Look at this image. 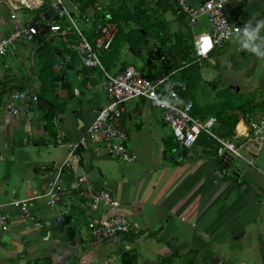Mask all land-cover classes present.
I'll use <instances>...</instances> for the list:
<instances>
[{
	"label": "crops",
	"instance_id": "crops-1",
	"mask_svg": "<svg viewBox=\"0 0 264 264\" xmlns=\"http://www.w3.org/2000/svg\"><path fill=\"white\" fill-rule=\"evenodd\" d=\"M63 1L68 5V0ZM71 1L83 14L89 10L94 13V23L96 16H102L99 6L107 5V0ZM187 1L198 6L203 0ZM244 1L231 0L226 5V15L241 28L252 17L264 19V0ZM110 3L112 7L123 4L126 8L140 5L149 24L165 28V45L161 43L162 37H146L149 50L143 53L145 58H154L150 51L158 47L166 50L177 36L187 38L190 44L200 35L195 27H184L175 0H110ZM92 4L98 8L90 9ZM149 4L156 9L150 10ZM71 9L76 12L74 7ZM151 11L155 12L154 18ZM45 13L38 14L39 19L24 12L16 13L13 20L0 0V39L31 18L42 21ZM94 23L84 26L86 36L93 35ZM206 27L209 28L208 24ZM130 28L136 29V23H131ZM66 32L68 41L75 42L74 31ZM49 37L61 42L59 48L53 47L61 56L52 66V73L58 74L56 67L66 65L62 63L63 56L70 54V48L65 47L60 33L46 31L28 44H17L6 58H0L3 91L20 88L41 95L38 92L42 87L40 62L45 56L40 55L43 51L40 44ZM232 40L231 50L244 55L246 52L239 49L236 39ZM129 47L127 43L120 44L118 53L123 54L124 48ZM129 51L136 54L131 47ZM127 65L123 63L120 70ZM254 65L255 60L246 58L243 65L233 67L246 73ZM98 73L96 69L85 70L75 63L73 68L63 69L59 81L41 76L44 98L53 105L63 106L56 107L49 129L45 128L43 112L36 104L12 115L2 111L3 97L0 96V157L3 158L0 160V214L6 215L9 222V230L0 233V264H122L124 254L133 258L134 264H162L170 258L172 264H184L186 258L196 259L197 264H264V185H260L261 179L256 174L264 177L257 165V162L264 165V149L254 159V167L242 161L240 165L231 162V172L223 179H216L214 172L221 167L220 159L211 158L197 144L194 147L199 151L194 153L190 149L182 153L180 145L181 151L176 148L172 153L170 150L174 147L169 152L163 150L166 148L163 130H169L154 112L155 108L149 103L151 111L145 114L143 107L129 103L120 122L128 130V148L134 161L127 163L106 155L98 136L90 141L89 150L81 152L80 161H71L69 166L58 170L67 159L68 150L51 147L50 143L56 135L68 141L86 136L95 113L106 105L103 91L93 86L99 82ZM87 84H92V88L87 89ZM130 113L136 117L129 116ZM138 118H145L144 125L133 123ZM170 154L172 166L169 167L165 161ZM179 156L187 158L182 161ZM79 173L87 178V197L69 208L67 222L57 224L55 211L47 205V193L56 176L63 187H68ZM226 177L231 181L222 182ZM99 191L108 192L119 207L109 209L100 205L91 211L90 195ZM26 199H30L29 208L41 227L27 221L11 205L14 200ZM116 214L131 221L132 234L111 241L91 234V220Z\"/></svg>",
	"mask_w": 264,
	"mask_h": 264
},
{
	"label": "built area",
	"instance_id": "built-area-1",
	"mask_svg": "<svg viewBox=\"0 0 264 264\" xmlns=\"http://www.w3.org/2000/svg\"><path fill=\"white\" fill-rule=\"evenodd\" d=\"M29 0H27L28 2ZM231 0H203L198 6H192L187 0H175L177 14L186 22L190 28L197 24L199 18H205L209 31L201 33L192 42L194 52L190 61H182L180 67L170 73L161 72L157 77L151 78L142 74L132 65L125 66L117 73H108L99 58V53L109 52L113 44L117 26L110 21H95L92 29V37L89 39L76 26L71 12L63 0H35L36 3L26 4L21 0H2L10 11L11 19H16L19 10H40L44 5L48 11L42 21L32 18L24 26L13 29L0 39V58H6L8 54L16 49L17 44H28L37 36L48 31L60 33L65 47L70 48L78 59L81 67L96 69L101 72V79L95 87H99L106 98V105L100 108L87 129L86 136L76 141H68L62 135H56L50 143L51 147L65 148L68 150L67 159L58 169L69 166L71 161H80L81 152L90 149V141L96 140L98 136L104 142L103 151L108 156L123 162L134 161V155L128 148V134L123 131L117 122L126 113L125 105L134 98L147 100L150 105L161 111L163 122L167 126L173 139L182 149L188 150L197 144L201 137L212 140L215 145V156L220 159L221 167L216 169V179L227 176L229 164L234 159L254 167V159L264 149V115L245 114L243 116L242 129L237 127L233 130L231 137L226 138L216 131L218 120L214 116L201 119L193 114L194 103L192 99H182L181 94L187 90L186 82L179 81L181 70L191 63H200L208 59L210 53L220 49L225 43L235 38V28L239 27L237 22L229 19L226 15V5ZM240 2L244 0H238ZM251 1V0H249ZM68 5L74 7L76 12L82 15L79 8L71 0ZM67 20L74 28L75 42L70 43L66 38V29L55 23L54 19ZM205 41L209 46L205 48ZM164 57L160 58L163 61ZM71 62V54L63 56V64ZM61 65L56 71L61 70ZM92 84H87L91 89ZM0 84V96L3 99L1 109L3 112L15 115L30 105L37 104L38 97L27 89L13 88L3 91ZM3 89V90H2ZM2 94V95H1ZM78 95V90L74 89ZM264 99V94L262 95ZM0 160L3 158L0 157ZM88 182L84 174H80L69 184L63 187L56 176L50 190L47 193V205L55 211V222L63 224L69 208L82 198L87 197ZM90 210H96L100 205L109 209H116L119 203L106 191H99L90 195ZM30 199L14 200L11 205L29 222L41 227L38 218L29 208ZM9 230L8 218L0 214V233ZM91 234L102 240H114L125 237L134 232L131 221L124 215L116 214L94 218L90 222Z\"/></svg>",
	"mask_w": 264,
	"mask_h": 264
},
{
	"label": "rangeland",
	"instance_id": "rangeland-1",
	"mask_svg": "<svg viewBox=\"0 0 264 264\" xmlns=\"http://www.w3.org/2000/svg\"><path fill=\"white\" fill-rule=\"evenodd\" d=\"M244 2H248V1L245 0ZM66 6L69 9V11L71 12V16H72L76 26L79 28L80 31L83 32L85 25L90 26L91 23H94L92 18L95 17V15L90 10L87 11L86 14H83V12L81 11L82 15H80V14L72 11L70 6H68V5H66ZM89 6H90V9L93 8L94 10H96L98 8V7L97 8L93 7L94 6L93 4L89 5ZM149 7L148 8L150 10L156 9V7L152 4H149ZM110 8H115V6L114 7L111 6L110 0H107V5H105V7L99 6L98 11L101 13V15H104L105 21H109V16L107 15V13H108ZM22 12L27 13V15H33V16L36 15V18L39 19V17H38L39 12L38 11L22 10L21 12H17V14L18 13L21 14ZM154 13H155L154 11L153 12L151 11V13H150L152 18H154ZM227 17L229 19H231L229 17V15H227ZM93 19H95V18H93ZM183 24H184V27H188L186 25L185 21ZM207 24L208 23H207L206 19L202 17V18H199L197 20V25H195L193 27H195L196 30L198 31V33L201 34V33L209 31V28L207 29V27H206ZM60 25L62 27L65 26V28H66V30H68V32L73 33V31H74L73 25L70 24L67 20L64 19V20L60 21ZM188 28H190V27H188ZM127 32H128L127 28L121 27L120 32L117 34V39H118V41H120L119 44H123L122 39L125 37ZM49 38L50 39H46V41L45 40L42 41V42H44L43 43L44 48H43V51L41 53L44 56H46V53L49 54L53 47L59 48V46L61 44L60 39L51 38V37H49ZM232 43H233V40L231 39V41H228L227 43H225L222 48L215 49L212 53H210L208 59L204 60V62L202 63V67L200 69L201 81L199 83V87H198L196 97L194 98V102L202 110H205L206 108H209L212 106L215 107L216 109H218L219 106L223 102L228 101V100L231 101L235 106L241 102H245L248 100L253 101V103H255V104H260V102L262 100V94L264 93V61L257 60V58L252 56L251 54L245 53L244 55L243 54L241 55L240 53H238V51H236L234 49L231 50ZM138 47L142 51H143V48H145L142 43H139ZM129 48H124L123 54H120L118 52H116V53H114V52H112V53L111 52L99 53L100 61L108 73L114 74V73L119 72L123 63H126V64L128 63L129 65L134 66L137 70H139L142 74H144L146 76H150V75H153L156 72H158L159 62L156 58H149V57L145 58V55L143 54L144 52H142V51L139 52L138 49H136V51H135L136 54H135V53H132L131 51H129ZM246 58H250L251 62L255 60V65L250 67L246 73H245V71H238V70L236 71V69L233 66L236 65V67H239V66L243 65V62ZM36 61H37V59L35 58L34 62H36ZM148 61H150L149 64L147 63ZM28 65L30 67L29 62H28ZM96 71H97V73L99 72L98 70H96ZM98 74H100L98 76V80H100L102 74H101V72H99ZM226 91L228 92V96L223 93ZM129 103H131L133 105H137L138 108L143 107V109L145 110V114H147V111L150 110L149 102L145 99L134 98V99L128 101L126 104H129ZM155 110L156 111H154V112H157V114H159L160 117L162 118L161 111L158 109H155ZM230 112H233L235 115L238 116V118H239L238 129L241 130L242 125H243L244 113H242V111H240L237 108H234V110H232ZM130 115L133 117H136L135 114L133 115L130 113L129 116ZM132 121H133V123L144 125L145 118H142V119L138 118L137 120L133 119ZM162 121H163V118H162ZM117 124L119 125V127L123 131L128 133L127 128L124 127L120 121L117 122ZM163 131L165 132L164 133V137H165L164 144H165L166 139L170 137V135H169L170 133L167 131V129H164ZM166 142H167V148H163V150L166 149L169 152V149L172 147V144L169 143V140ZM100 143H101V146H104L103 141H100ZM128 144H129V142H128ZM194 146H196V145H194ZM199 146L201 147V149H199V150H202V152L207 151V154H209L211 158H212V156H215V154H214L215 153L214 152L215 147L206 148L200 144H199ZM193 147H191L192 149L190 148V151H189L190 153H194V152L199 151L196 147H194V148ZM202 148L206 149V151H204ZM178 149H180V148L178 147ZM173 150L171 151L172 153H173ZM180 151H181V149H180ZM180 151H179V153H180ZM186 158H187V156H186ZM186 158L179 156L178 159L185 161ZM166 159L167 160L165 161V164H167L169 167L172 166L171 165L172 162L170 161L172 159V155L170 154L169 156H166ZM232 164L233 165H240V162L238 159H234V160H232ZM257 165H258L259 169H261L264 172V165H262L261 163H258V162H257ZM256 174L261 179L260 185L262 184V186H263L264 185V177L259 173H256ZM230 176H231V174L229 175V177ZM224 181L226 182V181H231V180L227 179V177H226L225 180H223L222 182H224ZM228 247H229V245H228ZM224 248H225V251H227L226 245L224 246Z\"/></svg>",
	"mask_w": 264,
	"mask_h": 264
},
{
	"label": "trees",
	"instance_id": "trees-1",
	"mask_svg": "<svg viewBox=\"0 0 264 264\" xmlns=\"http://www.w3.org/2000/svg\"><path fill=\"white\" fill-rule=\"evenodd\" d=\"M48 6L44 5L40 10H35L38 12H46L48 11ZM39 13V14H40ZM107 15L109 16V21L113 22L117 26V32L113 41V44L111 46V50L109 52H118L119 51V42L117 39V34L120 32L121 27L122 28H128V32L125 35V37L122 39L123 43H127L132 50L135 52L136 49H138L139 52L142 50L138 47L139 43H142L145 48H143L144 53L148 52V48L146 46V37H150L152 39L160 38L162 37L161 43L162 45L166 44L165 41V28L160 27L156 24H149V21L145 19V11L139 6H135L134 4L131 6V8H126L123 4L115 7L110 8ZM36 17V15H35ZM97 21L104 20V15L96 16ZM37 21V19H35ZM55 23H59V19H54ZM136 23L137 28L131 29L130 24ZM159 23V22H156ZM60 24V23H59ZM155 27V28H154ZM92 36V35H91ZM91 36H87L89 39H91ZM174 42L166 48V50L162 49L161 47H158L156 51H150L151 57H154L159 62V71L154 76H149L151 78L157 77L161 72L164 73H170L173 70H176L180 67V63L182 61H190V57L194 52L192 43L188 44L187 38H181V37H175ZM44 43V42H43ZM40 44L41 49L44 48V44ZM71 54V62L66 64L64 67L62 66L60 72L58 74L52 73V66L55 64L56 59L61 56V53H58V49H53L50 51L49 55L47 57L45 56L40 64H41V75L39 77V81L42 85V87L38 90V92L41 93L37 95L38 101L36 106L38 109L43 112V120L45 122V128L49 129L52 124L53 117L55 115L56 107H59L60 109L63 108V106L59 105H53V103L49 102L44 98V91H43V82L40 80L42 75L48 76L51 79L54 80H60V77L63 75V69L67 70L68 68H73L75 63H79L76 55L72 53L69 50ZM42 53H40L41 55ZM59 56H58V55ZM164 57L163 61H160V58ZM204 60L200 63H191L190 65L184 68L180 71L178 80L181 82H186L187 90L181 94L182 99H192L194 103V109L193 114L201 119L208 118L210 116H214L218 120V126L216 128V131L219 135L222 137L229 138L232 135L233 130L237 127L239 123V118L237 115H235L233 112H230L234 110V108L239 109L242 111V113L245 114H263L264 115V99L262 98L260 104H255L253 101H245L241 102L238 105H234L231 101H225L219 106V110L215 107H209L205 110L200 109L196 103L194 102V98L196 97L199 83L201 81V75H200V69L202 67V63ZM82 69H85L84 67H81ZM124 68V67H123ZM122 68V69H123ZM121 69V70H122ZM225 95L228 96V92H223ZM229 111V112H228ZM243 115V116H244ZM175 141L173 137L170 134L169 137V143L172 144V147L170 151L173 149L175 150L178 148L179 144L175 141V144L173 143ZM203 145L205 147H215L216 145L212 140L207 139L206 137H201L199 141L197 142V145ZM165 147L167 148V142L165 143ZM173 150V151H174ZM64 222H67V217L64 218ZM63 222V223H64ZM126 237V236H125ZM173 261L171 258L166 262L162 264H172ZM184 264H197L196 259L192 258H186L183 260ZM122 264H134L133 258H131L128 254L123 255V263Z\"/></svg>",
	"mask_w": 264,
	"mask_h": 264
},
{
	"label": "clouds",
	"instance_id": "clouds-1",
	"mask_svg": "<svg viewBox=\"0 0 264 264\" xmlns=\"http://www.w3.org/2000/svg\"><path fill=\"white\" fill-rule=\"evenodd\" d=\"M239 49L264 61V19L250 18L244 26L235 28Z\"/></svg>",
	"mask_w": 264,
	"mask_h": 264
},
{
	"label": "bare ground",
	"instance_id": "bare-ground-1",
	"mask_svg": "<svg viewBox=\"0 0 264 264\" xmlns=\"http://www.w3.org/2000/svg\"><path fill=\"white\" fill-rule=\"evenodd\" d=\"M21 1H23L24 3H26L24 0H21ZM30 3H36V2H35V0H29L26 4H30Z\"/></svg>",
	"mask_w": 264,
	"mask_h": 264
},
{
	"label": "snow or ice",
	"instance_id": "snow-or-ice-1",
	"mask_svg": "<svg viewBox=\"0 0 264 264\" xmlns=\"http://www.w3.org/2000/svg\"><path fill=\"white\" fill-rule=\"evenodd\" d=\"M204 46H205V48H207L209 46L207 41H205V45Z\"/></svg>",
	"mask_w": 264,
	"mask_h": 264
},
{
	"label": "water",
	"instance_id": "water-1",
	"mask_svg": "<svg viewBox=\"0 0 264 264\" xmlns=\"http://www.w3.org/2000/svg\"><path fill=\"white\" fill-rule=\"evenodd\" d=\"M184 151H185V149H183V152L182 153H184ZM171 245H173V244H171Z\"/></svg>",
	"mask_w": 264,
	"mask_h": 264
}]
</instances>
